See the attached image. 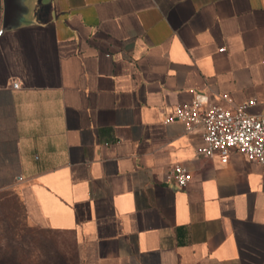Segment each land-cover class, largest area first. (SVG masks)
Here are the masks:
<instances>
[{"label": "crops", "instance_id": "1", "mask_svg": "<svg viewBox=\"0 0 264 264\" xmlns=\"http://www.w3.org/2000/svg\"><path fill=\"white\" fill-rule=\"evenodd\" d=\"M195 92L264 112V0H0V190L80 264H264V165L165 120Z\"/></svg>", "mask_w": 264, "mask_h": 264}, {"label": "built area", "instance_id": "2", "mask_svg": "<svg viewBox=\"0 0 264 264\" xmlns=\"http://www.w3.org/2000/svg\"><path fill=\"white\" fill-rule=\"evenodd\" d=\"M12 87H18V83L13 82ZM221 97L231 102L228 95ZM254 103V99H250L246 103L226 107L210 100L205 93L195 92L189 103L176 105L165 120H179L186 130L201 125L202 141L197 153L203 157L217 156L225 163L229 153L237 151L246 160L264 165V112H249L247 106ZM166 178L182 188L190 181L191 173L185 165L172 163Z\"/></svg>", "mask_w": 264, "mask_h": 264}, {"label": "rangeland", "instance_id": "3", "mask_svg": "<svg viewBox=\"0 0 264 264\" xmlns=\"http://www.w3.org/2000/svg\"><path fill=\"white\" fill-rule=\"evenodd\" d=\"M0 264H80V261L71 233L31 225L16 189H2Z\"/></svg>", "mask_w": 264, "mask_h": 264}, {"label": "trees", "instance_id": "4", "mask_svg": "<svg viewBox=\"0 0 264 264\" xmlns=\"http://www.w3.org/2000/svg\"><path fill=\"white\" fill-rule=\"evenodd\" d=\"M34 226V225H33ZM42 228V227H41ZM43 229H48V230H53V229H49V228H43ZM54 231H58V230H54Z\"/></svg>", "mask_w": 264, "mask_h": 264}]
</instances>
